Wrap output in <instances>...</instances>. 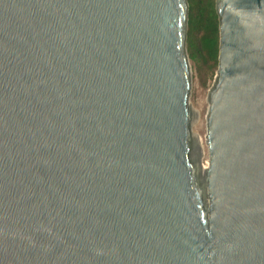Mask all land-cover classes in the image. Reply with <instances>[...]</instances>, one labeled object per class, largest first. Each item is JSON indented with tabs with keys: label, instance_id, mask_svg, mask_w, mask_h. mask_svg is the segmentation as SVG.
<instances>
[{
	"label": "water",
	"instance_id": "water-1",
	"mask_svg": "<svg viewBox=\"0 0 264 264\" xmlns=\"http://www.w3.org/2000/svg\"><path fill=\"white\" fill-rule=\"evenodd\" d=\"M208 165L188 0H0V264H264V0H216Z\"/></svg>",
	"mask_w": 264,
	"mask_h": 264
},
{
	"label": "trees",
	"instance_id": "trees-1",
	"mask_svg": "<svg viewBox=\"0 0 264 264\" xmlns=\"http://www.w3.org/2000/svg\"><path fill=\"white\" fill-rule=\"evenodd\" d=\"M188 1L187 42L190 56L215 70L218 68L220 51V22L216 0Z\"/></svg>",
	"mask_w": 264,
	"mask_h": 264
},
{
	"label": "rangeland",
	"instance_id": "rangeland-1",
	"mask_svg": "<svg viewBox=\"0 0 264 264\" xmlns=\"http://www.w3.org/2000/svg\"><path fill=\"white\" fill-rule=\"evenodd\" d=\"M188 32V31H187ZM187 53L191 64V92L189 101L195 111H197V120L191 126L193 132L199 136L203 144L202 162L208 165L209 153L207 145V112L209 108L208 95L214 83L217 69L212 70L210 66L204 65L200 60L191 58L188 42H186Z\"/></svg>",
	"mask_w": 264,
	"mask_h": 264
},
{
	"label": "bare ground",
	"instance_id": "bare-ground-1",
	"mask_svg": "<svg viewBox=\"0 0 264 264\" xmlns=\"http://www.w3.org/2000/svg\"><path fill=\"white\" fill-rule=\"evenodd\" d=\"M194 111H195V110H194ZM195 113H196V115L198 114L197 111H195ZM194 135L197 136V138H198V140H199V142H200V144H201L202 150H203V144H202L201 139L199 138V136H198L197 134L194 133ZM206 166H207V165H204V164L202 165L203 168H205Z\"/></svg>",
	"mask_w": 264,
	"mask_h": 264
}]
</instances>
